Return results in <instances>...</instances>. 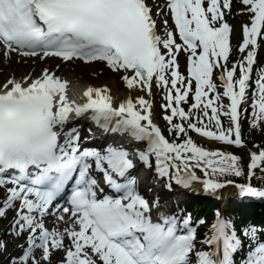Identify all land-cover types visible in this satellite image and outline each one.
<instances>
[{"label": "snow or ice", "instance_id": "snow-or-ice-1", "mask_svg": "<svg viewBox=\"0 0 264 264\" xmlns=\"http://www.w3.org/2000/svg\"><path fill=\"white\" fill-rule=\"evenodd\" d=\"M242 3L250 23L242 25L236 49L242 58L229 66L233 25L224 10L230 0H169L174 28L165 20L163 33L156 19L163 13L156 7L154 15L147 0H0L5 55L104 60L123 72L128 88L147 93L114 97L107 85L88 86L76 99L66 92L69 82L47 68L0 85V187L6 190L0 217L14 208L8 231H27L13 264H41L36 249L45 260L61 251L58 264H264V225L241 218L238 227L234 215L217 209L199 235L206 221L148 199L133 175L144 164L169 188L199 183L214 194L231 185L241 199L264 198V185L228 178L258 170L264 179V146L250 152L245 166L232 151L203 143L243 145L242 111L251 126L264 123V66L254 68L264 40V0ZM154 88L164 89L167 135L148 98ZM85 117L102 130L100 144L84 143L88 137L76 121ZM57 213L67 227L47 226L46 216Z\"/></svg>", "mask_w": 264, "mask_h": 264}, {"label": "rangeland", "instance_id": "rangeland-1", "mask_svg": "<svg viewBox=\"0 0 264 264\" xmlns=\"http://www.w3.org/2000/svg\"><path fill=\"white\" fill-rule=\"evenodd\" d=\"M232 22H233L235 28L239 30L238 21L237 20H233ZM36 62L37 63H34L33 65L32 64L24 65V63H22L20 68L16 67V70L18 71L16 73L22 76V75H24L26 73H30V72L33 71V74H32L33 76L38 75L40 73L41 69L45 66V63L39 62L37 60H36ZM11 65H12V63L9 66H7L6 64L4 65L5 70H4L3 75L0 78V83L5 80L6 76H9L10 73L13 70H15V66H11ZM97 68L98 67H96L95 65L91 64L90 66L86 67L85 72H79L80 70H79L78 64H72L70 67H68V66L65 67V74L67 76H69V77L70 76H75V78H76L77 76H79V77H82L83 79H85L86 77L89 76L91 78L97 79L99 82L104 81V79L106 77H109V74H115V73H112L111 71H105L104 73L100 74V70H98ZM116 76H117V78L119 79V82H120L119 74H117ZM172 198L176 199V201H177L178 199H181L182 197H180V196L174 197L173 196Z\"/></svg>", "mask_w": 264, "mask_h": 264}, {"label": "bare ground", "instance_id": "bare-ground-1", "mask_svg": "<svg viewBox=\"0 0 264 264\" xmlns=\"http://www.w3.org/2000/svg\"><path fill=\"white\" fill-rule=\"evenodd\" d=\"M150 2H152V0H150ZM234 9L236 11H238V10L244 9V8L241 5L238 4V0H235ZM239 12H241V11H239ZM242 13L243 12H241V14ZM25 58L26 57H20V59H19L17 57L16 61H21V60H24ZM87 66H90V65L85 64V63H80L79 64V70L81 72H85ZM116 75L115 74H109V77L105 78V80L103 82L104 84L98 83L97 80H93L91 77L88 76L86 78V85L88 86V85H91V84H94V83H95L96 86L107 85L108 88L111 90V94L114 97H124L126 94H130L133 97H135L136 95L144 94V93H141L138 89H130V88H127L123 83H119L118 80H117V76ZM73 77L74 76H71L69 79L71 80V86L75 88L76 86H79V85L77 84L76 80ZM156 92H157V90H154V95H155ZM153 106L156 109L155 101L153 102ZM48 264H53V262H50Z\"/></svg>", "mask_w": 264, "mask_h": 264}, {"label": "trees", "instance_id": "trees-1", "mask_svg": "<svg viewBox=\"0 0 264 264\" xmlns=\"http://www.w3.org/2000/svg\"><path fill=\"white\" fill-rule=\"evenodd\" d=\"M253 137L254 140H264V131L260 132H253L249 134V137ZM261 172L259 173V176L256 179L257 184L264 185V179L261 178ZM257 216L255 214L252 215L253 219H257Z\"/></svg>", "mask_w": 264, "mask_h": 264}]
</instances>
